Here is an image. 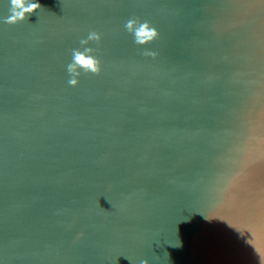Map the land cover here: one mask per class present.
Wrapping results in <instances>:
<instances>
[{"label":"water","instance_id":"95a60500","mask_svg":"<svg viewBox=\"0 0 264 264\" xmlns=\"http://www.w3.org/2000/svg\"><path fill=\"white\" fill-rule=\"evenodd\" d=\"M38 3L0 0V264H264V0Z\"/></svg>","mask_w":264,"mask_h":264},{"label":"clouds","instance_id":"9594fccd","mask_svg":"<svg viewBox=\"0 0 264 264\" xmlns=\"http://www.w3.org/2000/svg\"><path fill=\"white\" fill-rule=\"evenodd\" d=\"M41 8V5L37 2H31V0H10V15L6 18V23L15 24L22 20L27 19V16L32 14L35 10ZM125 29L133 34L134 43L146 44L153 41L158 36V31L155 27L150 26L148 21L141 22L138 18H131L125 23ZM101 39L100 34L93 31L90 32L86 39L80 41L82 45H86L89 41L99 42ZM94 49L91 47H85L83 51L80 49H72V61L67 65V71L70 74L68 83L71 86L78 84V77L80 76V70H83L85 74H99L100 72V60L93 55ZM145 55H151L155 57V52H145ZM141 264H147V261H141Z\"/></svg>","mask_w":264,"mask_h":264}]
</instances>
